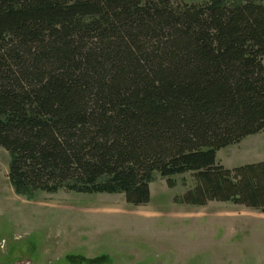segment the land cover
<instances>
[{
    "label": "trees",
    "instance_id": "1",
    "mask_svg": "<svg viewBox=\"0 0 264 264\" xmlns=\"http://www.w3.org/2000/svg\"><path fill=\"white\" fill-rule=\"evenodd\" d=\"M260 0H0V147L28 200L61 191L264 213V162L217 155L264 132ZM105 259L68 257L72 264Z\"/></svg>",
    "mask_w": 264,
    "mask_h": 264
},
{
    "label": "rangeland",
    "instance_id": "2",
    "mask_svg": "<svg viewBox=\"0 0 264 264\" xmlns=\"http://www.w3.org/2000/svg\"><path fill=\"white\" fill-rule=\"evenodd\" d=\"M217 160L229 170L264 162V132L222 149ZM9 164L0 147V264H72L70 256L104 258L101 264H264V213L176 204L194 186L191 174L174 177L175 189L158 176L150 203L134 207L120 194L61 191L28 200L10 185Z\"/></svg>",
    "mask_w": 264,
    "mask_h": 264
},
{
    "label": "crops",
    "instance_id": "3",
    "mask_svg": "<svg viewBox=\"0 0 264 264\" xmlns=\"http://www.w3.org/2000/svg\"><path fill=\"white\" fill-rule=\"evenodd\" d=\"M219 163H220V161H219ZM221 164V163H220Z\"/></svg>",
    "mask_w": 264,
    "mask_h": 264
}]
</instances>
